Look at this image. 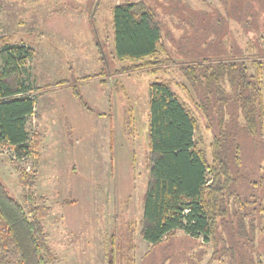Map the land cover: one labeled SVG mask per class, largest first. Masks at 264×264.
Masks as SVG:
<instances>
[{
	"label": "rangeland",
	"instance_id": "1",
	"mask_svg": "<svg viewBox=\"0 0 264 264\" xmlns=\"http://www.w3.org/2000/svg\"><path fill=\"white\" fill-rule=\"evenodd\" d=\"M122 1L0 0V36L34 50L27 74L36 107L27 124L38 138L35 167L0 144V181L23 203L17 167L35 170L34 204L44 210L54 264H108L111 252L116 264H264L262 219L257 214L250 228L252 208L240 215L244 229L229 214L211 242L178 230L151 245L140 234L151 161L150 82H168L187 104L196 145L210 160L217 103H208L200 79L183 70L217 58H264V0H143L164 46L156 55L161 62L147 67L115 56L112 8ZM237 140L242 164L233 187L263 196L264 206V145L242 130Z\"/></svg>",
	"mask_w": 264,
	"mask_h": 264
},
{
	"label": "trees",
	"instance_id": "2",
	"mask_svg": "<svg viewBox=\"0 0 264 264\" xmlns=\"http://www.w3.org/2000/svg\"><path fill=\"white\" fill-rule=\"evenodd\" d=\"M112 28L117 58L141 61L135 67L161 62L156 56L164 50L161 26L143 0L114 5ZM33 57L31 46L0 36V144L11 150L15 161L31 159L35 167L38 138L27 124L36 107V87L27 74V62ZM196 67L187 66L183 74L193 82L200 79L208 103H217L219 114L210 160L196 145L197 122L187 104L164 80H153L148 87L151 161L140 234L151 245L178 230L211 242L218 223L228 220L229 214L244 229L240 215L250 208L256 212L250 228L254 229L252 219L259 214L260 230L264 229L263 196H245L233 187L242 164L240 130L264 145V58H217ZM73 94L82 102L79 92ZM17 169L23 203L9 195L0 181V264H54L42 224L44 210L34 204L39 200L34 193L35 170L28 174ZM108 264H116L112 252Z\"/></svg>",
	"mask_w": 264,
	"mask_h": 264
}]
</instances>
